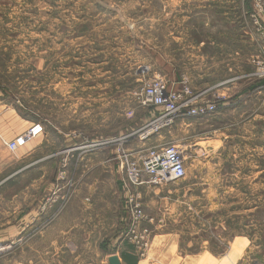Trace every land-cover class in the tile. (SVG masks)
<instances>
[{"label": "rangeland", "instance_id": "374dc122", "mask_svg": "<svg viewBox=\"0 0 264 264\" xmlns=\"http://www.w3.org/2000/svg\"><path fill=\"white\" fill-rule=\"evenodd\" d=\"M242 7L249 5L243 0H0V115L42 124V146L56 148L50 164L41 163L54 185L36 215L33 202L38 205L42 192L16 199L28 181L10 186L0 175V264H110L109 258L121 259L127 246L134 248L138 264H264L263 80L256 101L259 139L252 143L259 175L246 156L242 164L240 157L216 159L142 199L144 228L152 232L144 253L128 237L125 194L117 181L88 172L96 160L80 161V151L68 155L87 140H120L152 121L153 108L143 107L139 94L159 77L171 88L170 79L185 61L180 51L190 43L209 37L226 51L250 52L238 45L242 33L229 14ZM152 142L138 134L96 152L144 155ZM43 149L35 162L47 156ZM65 163L70 173L64 178ZM187 185L191 192L183 199ZM226 187L235 191L227 194ZM203 189L209 191L201 197ZM168 190L180 191L169 196ZM165 196L168 203L161 200Z\"/></svg>", "mask_w": 264, "mask_h": 264}, {"label": "crops", "instance_id": "0c3cea01", "mask_svg": "<svg viewBox=\"0 0 264 264\" xmlns=\"http://www.w3.org/2000/svg\"><path fill=\"white\" fill-rule=\"evenodd\" d=\"M252 13L253 10L250 7L229 10V14L235 15L232 23L242 33L237 43L240 44V47L245 45L250 48V52L245 53L238 48L226 51L221 42L209 37L206 40L190 43L187 48L180 51V53H184L185 61H183L182 70L170 79L171 88L178 89L182 77L186 76L195 93L206 92L207 100L220 102L219 112L214 117L206 119L182 118L171 128L163 131L161 135L153 137L149 141H153L152 143L155 145L175 144L178 146L185 156L187 172L193 169L198 170V167L202 166V162L209 165L210 161L216 159L236 161L240 157L242 164L241 158L246 156V160H254L251 163L256 171L255 174L259 175V167H257L259 155L255 154L256 151L252 146L256 138L259 139V103L256 102L259 101V82L252 77L254 72L252 61L259 56V49L264 54V38L259 39V34L252 23ZM254 102L258 104L252 105ZM31 126L32 123H21L15 116L9 118V116L0 115V175L7 177V181H11L9 183L13 184L28 181V184L15 195L16 199L27 197L28 192L34 193L36 190L42 192L41 200H37L38 205L34 204L36 200L33 202L32 213L36 215L37 209L39 211L41 206H47L48 202L46 201L54 185L48 184L49 173L45 172L46 169L41 163L49 165L54 155L50 153H55L56 148L50 150V148L42 146L43 140H45L44 136L32 141L16 154L10 153L4 145V141L14 140L29 130ZM43 148L47 150V156L43 158L42 162H35L37 154L43 153ZM114 157L113 152L109 155L97 152L91 154L85 160L88 163L96 160V163L95 167L88 172L101 171L112 181L115 179L119 185V169L118 164L114 162ZM250 171L252 173V169ZM98 184L90 185V188H94ZM86 187L88 186L86 185ZM185 187H189L190 190L182 191L185 193L183 199L191 192L192 188L190 185ZM226 188L224 192L227 194L235 191L234 188V190L231 187ZM161 190L163 191V188L142 187L143 199L151 194H160ZM178 191L180 190H168L167 193L169 196H173V192L177 193ZM207 191L209 189H203L201 197H204L203 193ZM32 197L35 199L34 196ZM167 199L165 196L161 200L168 203ZM80 201L82 202V200ZM83 204L85 205V203ZM40 215L38 216L40 217Z\"/></svg>", "mask_w": 264, "mask_h": 264}, {"label": "built area", "instance_id": "2783aa9c", "mask_svg": "<svg viewBox=\"0 0 264 264\" xmlns=\"http://www.w3.org/2000/svg\"><path fill=\"white\" fill-rule=\"evenodd\" d=\"M243 2L253 10L252 23L259 36L264 38V0H243ZM252 64L254 66L252 77L257 81H264V56L255 57ZM206 94V92L195 93L186 76L182 77L178 89L170 88L164 78H154L139 94L140 104L157 112V116L152 121L120 140L111 139L95 144L87 140L80 147L69 151L68 155L80 151V161H85L104 145L124 142L138 134L140 140L149 142L182 118H212L219 112L220 102L207 100ZM44 130L42 124H32L29 130L14 140L4 141V145L10 153L16 154L32 141L44 136ZM128 152L123 150L120 153L118 150L114 161L118 164L119 180L125 194L127 221L130 223L128 237L136 251L144 253L149 248L152 232L144 228L148 218L143 210L141 189L142 187L164 188L171 183L184 180L187 176L186 160L181 149L175 144H157L144 155H133ZM69 173L68 164L65 163L62 175L65 178ZM69 185L70 182L67 183V186Z\"/></svg>", "mask_w": 264, "mask_h": 264}, {"label": "trees", "instance_id": "16d2710c", "mask_svg": "<svg viewBox=\"0 0 264 264\" xmlns=\"http://www.w3.org/2000/svg\"><path fill=\"white\" fill-rule=\"evenodd\" d=\"M152 115V119L155 118L157 116V112L153 109V113H151ZM150 115V116H151ZM120 181V180H119ZM13 183H9V185H12ZM119 187L121 188L122 192H123V188H122V183L120 181L119 183ZM124 193V192H123ZM126 205V204H125ZM128 219V216H126V220ZM109 252V251H108ZM122 261L124 262V264H138V258L135 255V250L134 248L131 246H127L125 248V250L122 253V257H121Z\"/></svg>", "mask_w": 264, "mask_h": 264}, {"label": "water", "instance_id": "95a60500", "mask_svg": "<svg viewBox=\"0 0 264 264\" xmlns=\"http://www.w3.org/2000/svg\"><path fill=\"white\" fill-rule=\"evenodd\" d=\"M109 263L110 264H122L120 258L115 255L109 258Z\"/></svg>", "mask_w": 264, "mask_h": 264}]
</instances>
